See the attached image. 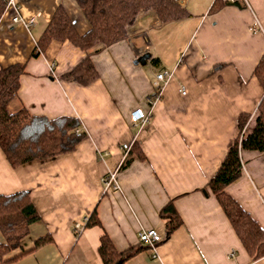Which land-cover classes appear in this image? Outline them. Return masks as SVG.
<instances>
[{
    "label": "crops",
    "instance_id": "1",
    "mask_svg": "<svg viewBox=\"0 0 264 264\" xmlns=\"http://www.w3.org/2000/svg\"><path fill=\"white\" fill-rule=\"evenodd\" d=\"M15 1L20 18L33 22L14 23L10 10L0 18V68L25 64L8 111L77 117L85 137L70 153L17 168L0 149V194L26 190L41 216L23 247L44 235L53 239L11 264H103L97 251L103 233L118 251L140 244L141 231L163 237L159 211L170 200L182 224L155 256L142 250L124 264H264V256L250 259L206 188L238 135L239 114L251 115L250 129L264 94L253 75L264 53V0H247L248 8L226 3L214 12V0H187L189 15L170 23L141 12L124 40L90 51L98 76L87 86L64 76L85 55L70 42L52 41L30 56L58 5L80 34L88 31L76 1ZM257 23L262 31L251 29ZM145 53L149 58L136 63ZM165 70L172 77L160 83L149 120L131 123L130 113L147 105L156 74ZM240 158L241 174L226 191L264 231V152L243 151ZM112 171L118 187L105 190L101 179ZM94 210L100 225L85 227Z\"/></svg>",
    "mask_w": 264,
    "mask_h": 264
},
{
    "label": "trees",
    "instance_id": "2",
    "mask_svg": "<svg viewBox=\"0 0 264 264\" xmlns=\"http://www.w3.org/2000/svg\"><path fill=\"white\" fill-rule=\"evenodd\" d=\"M75 1L89 23L88 31L80 34L63 6L58 5L36 39L30 56L43 53L52 41L70 42L85 55L64 73V76L82 86L91 84L98 76L90 59V51L97 52L112 43L124 40L128 28L135 23L139 13L153 11L162 23L178 21L189 15L184 6L175 0ZM224 4L226 3L221 0H214L210 10L217 11ZM235 5L245 7L241 2ZM5 11L6 2L0 0V18ZM153 62H157V58L153 59ZM24 73V63H12L0 68V149L13 168L34 160H45L70 153L85 137L84 127L77 117L63 115L49 118L33 115L26 108L13 113L8 111V105L17 97L20 78ZM253 75L264 90V53ZM250 118L251 115L247 112L239 114L238 135L207 182L206 188L215 196L250 259L256 260L264 256V231L226 191V187L241 174V152H264V94L253 115L252 126L240 139L241 131ZM136 147L134 143L133 149ZM131 159L132 156L126 157L121 168L128 165ZM159 217L165 222L161 243L182 224V219L173 206V200L161 208ZM40 219V213L26 190L0 194V233L4 238L3 242H0V264L14 263L53 240L49 235H44L36 238L31 247H23L22 242L29 235L31 225ZM94 225H100L95 210L84 226ZM148 247V244L140 243L118 251L107 233H103L97 251L103 264H124L126 260Z\"/></svg>",
    "mask_w": 264,
    "mask_h": 264
},
{
    "label": "built area",
    "instance_id": "3",
    "mask_svg": "<svg viewBox=\"0 0 264 264\" xmlns=\"http://www.w3.org/2000/svg\"><path fill=\"white\" fill-rule=\"evenodd\" d=\"M180 5L184 6L187 0H175ZM225 3H232L235 4L237 2H241L245 7H249L247 0H221ZM6 2V9L11 11L12 14V21L14 23H23L25 27H29L30 24H32L33 19H30L28 22H24L22 18H20L19 15V4L15 0H5ZM253 31H262L261 26L257 23L256 26L251 28ZM172 77V72L169 71H162L156 74V78L154 81V94L148 97L147 105L144 108H136L130 113V122L133 124L143 125L146 123L150 116H151V110H152V104L154 102L153 97H159V95L162 92V85L160 83H166L170 78ZM246 127V126H245ZM241 131L240 139L244 135L246 128ZM131 144H123L122 148L124 150H128ZM124 158V156H123ZM102 183L104 184L105 190H116L118 185L116 181V171H112L102 177L101 179ZM87 221V219L84 220V223ZM138 239L140 243L148 244V249L151 251L152 255L155 256V248L160 243L162 237L153 229L141 231L138 234Z\"/></svg>",
    "mask_w": 264,
    "mask_h": 264
},
{
    "label": "water",
    "instance_id": "4",
    "mask_svg": "<svg viewBox=\"0 0 264 264\" xmlns=\"http://www.w3.org/2000/svg\"><path fill=\"white\" fill-rule=\"evenodd\" d=\"M149 58V53H145L143 54L138 60H136V63H140L143 64L145 59ZM120 262H117V264H119Z\"/></svg>",
    "mask_w": 264,
    "mask_h": 264
}]
</instances>
